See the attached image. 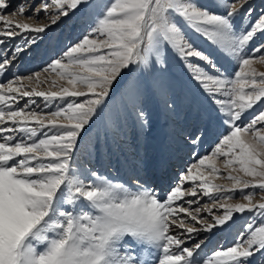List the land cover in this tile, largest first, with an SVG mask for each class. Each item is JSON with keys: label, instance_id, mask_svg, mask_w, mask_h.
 Listing matches in <instances>:
<instances>
[{"label": "snow or ice", "instance_id": "6c2138e0", "mask_svg": "<svg viewBox=\"0 0 264 264\" xmlns=\"http://www.w3.org/2000/svg\"><path fill=\"white\" fill-rule=\"evenodd\" d=\"M215 7L198 0H0V264H264V110L254 112L264 103V71L255 67L264 65V42L251 47L264 38V10L257 13L251 0H215ZM80 12L92 24L79 42L43 73L12 71L53 25ZM237 19L248 24L238 28ZM190 34L234 59L236 70L228 74ZM168 51L228 126L211 155L163 199L138 178L133 188L74 167L80 138L114 84L130 66H162ZM33 97L44 107H33ZM136 115L148 123L142 109ZM203 135L197 130L190 142ZM218 177L230 186L215 183ZM237 193L242 202L232 203ZM235 214L245 217L242 231L230 246L206 253L204 234L230 228Z\"/></svg>", "mask_w": 264, "mask_h": 264}, {"label": "rangeland", "instance_id": "374dc122", "mask_svg": "<svg viewBox=\"0 0 264 264\" xmlns=\"http://www.w3.org/2000/svg\"><path fill=\"white\" fill-rule=\"evenodd\" d=\"M198 3L211 11H218L215 0H198ZM251 5L257 13L264 10V0H251ZM235 23L239 28L247 25L248 21L237 19ZM91 24L92 18L83 12L63 18L46 32L38 47L17 61L12 71L20 76L43 73L52 59L59 58L69 46L82 39ZM190 35L194 45L211 55L228 74L236 70L234 59L224 56L204 37ZM261 42H264V38L258 37L251 47ZM15 43L21 41L16 40ZM130 67L132 71L114 84L109 97L83 132L73 166L90 168L114 182L131 184V187L138 178L156 191L158 177H162L172 182L163 195L159 193L163 199L189 167L198 163L199 158L211 155L219 140L227 134L228 126L222 123L220 114L192 79L184 62L170 51L165 53L162 66L154 65L147 70L135 65ZM255 67L258 71H264V65L256 64ZM41 87L47 89L48 85ZM33 99L36 100L33 107H44L42 98ZM20 103L23 105L24 101ZM55 107L56 104H53L50 109L44 110H55ZM140 109L146 115L147 124H142L137 118L136 113ZM260 110H264V103L257 106L254 112ZM252 115L253 112H249L245 122ZM197 130H203L204 135L193 145L190 137ZM220 160L218 166L223 177L226 170ZM221 177L214 182L230 186V182ZM185 186L191 187L192 184L188 182ZM197 199L201 205H211L208 197L198 196ZM231 202H242L238 193ZM221 212L219 210L217 214ZM235 219L230 228H218L211 234H204L207 237L206 253L233 243L245 223V217L240 214H235Z\"/></svg>", "mask_w": 264, "mask_h": 264}, {"label": "bare ground", "instance_id": "6f19581e", "mask_svg": "<svg viewBox=\"0 0 264 264\" xmlns=\"http://www.w3.org/2000/svg\"><path fill=\"white\" fill-rule=\"evenodd\" d=\"M180 158V157H179ZM178 158V159H179ZM180 160V159H179ZM180 162V161H179ZM173 171V170H172ZM158 190H157V192H158V194L159 193H161V195H163V193H164V191H166L167 190V188H168V186L170 185V184H172V182H170V181H165L162 177H158ZM134 183V182H133ZM130 186H131V184H130ZM132 187L134 188L135 187V184H133L132 185Z\"/></svg>", "mask_w": 264, "mask_h": 264}]
</instances>
